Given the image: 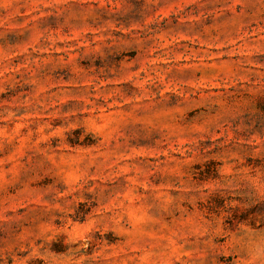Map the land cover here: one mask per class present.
<instances>
[{"label":"rangeland","instance_id":"rangeland-1","mask_svg":"<svg viewBox=\"0 0 264 264\" xmlns=\"http://www.w3.org/2000/svg\"><path fill=\"white\" fill-rule=\"evenodd\" d=\"M0 264H264V0H0Z\"/></svg>","mask_w":264,"mask_h":264}]
</instances>
